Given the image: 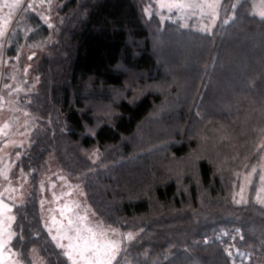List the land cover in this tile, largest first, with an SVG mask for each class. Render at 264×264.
I'll use <instances>...</instances> for the list:
<instances>
[{"label":"trees","instance_id":"trees-1","mask_svg":"<svg viewBox=\"0 0 264 264\" xmlns=\"http://www.w3.org/2000/svg\"><path fill=\"white\" fill-rule=\"evenodd\" d=\"M151 1L58 0L49 23L29 6L20 20L28 40L20 30L11 33V61L24 43H35L40 54L32 73L21 76L19 97L34 130L12 171L31 184L25 201L13 204L11 248L21 264H73L42 207L62 173L81 175L87 204L103 225L134 235L112 264H233L226 238L235 234L251 255L248 264H264V208L234 203L229 182L259 159L264 140V16L256 0H222L212 30L186 28L147 17ZM168 38L194 48L185 63L197 62L190 78L185 70L171 72L174 82L165 77L152 52ZM132 74L141 78L129 85ZM230 75L242 89L223 98L224 111H232L226 119L209 108L215 91L234 84ZM164 82L171 89L144 90ZM113 106L114 117H106ZM150 118L154 126L142 130ZM96 150L101 156L93 162Z\"/></svg>","mask_w":264,"mask_h":264},{"label":"rangeland","instance_id":"rangeland-1","mask_svg":"<svg viewBox=\"0 0 264 264\" xmlns=\"http://www.w3.org/2000/svg\"><path fill=\"white\" fill-rule=\"evenodd\" d=\"M49 1L50 3L38 7L34 0H0V161L4 163L7 161L5 164L7 170L0 171V258L5 264H21L18 260L19 256L17 258L15 251L9 248L15 235L13 204L25 201L31 184L30 179L22 176L21 172L13 174L12 171L19 158L17 152H22L27 148L34 130L33 115L31 111L25 110L26 107L24 108L21 104L19 97L21 96L20 90L23 91L21 85L25 83L21 80V76L32 73L40 57L39 50L33 42L24 43L16 50V61H11L7 57V52L12 32L20 30L19 32L25 33V40H28L31 34L25 30L27 26L20 22L28 8L31 7V12L41 14L46 23L50 22L48 11L50 8L58 7L59 2L58 0ZM221 3L222 0H152L145 13L149 18L159 16L162 21L179 20L186 28L193 26L197 29L212 30L218 21ZM174 4H181L183 7H170ZM254 9L259 16L263 17L264 0H256ZM246 42L247 40H242L241 45H245ZM192 49L194 48L190 43L179 44L168 38L164 42H159L153 48L152 53L159 58V64L163 66L165 77L171 78L174 82L171 75L173 70L179 73L185 70L184 73H189L187 74L189 78L195 74L197 62L193 67L185 68L186 61L193 55ZM221 69V71H225L224 64L221 65ZM237 72L241 71L238 69ZM135 77L141 78L136 74L130 75L129 85L137 81L134 79ZM229 79L234 84H224L220 92L215 91L216 95H219L218 101L209 108L210 114L223 110L226 119L230 117L232 111H224L229 108V104L223 98L229 99L234 90L242 89L239 84H236V78L233 75H230ZM153 86H145V92L160 87L163 90L171 89L173 85L164 82L157 87ZM215 86L213 84V88ZM127 89L133 92L132 88L128 87ZM127 92L120 93L116 104L125 98ZM130 98L132 99V96ZM29 103L26 102V105H30ZM112 108L108 110L112 115L107 113L106 117H114L116 110L114 106ZM168 112L166 114H171V111ZM152 124L154 126V119L150 118L141 128L142 130L147 129ZM161 130L160 128L153 129L154 133L165 132ZM141 136H143L142 131L135 137L138 139ZM258 148L261 150L259 159L255 163L233 172L232 175L230 174L229 182L232 186L231 194L234 203L246 205L253 202L264 208V140ZM100 156V152L96 150L94 157L91 156L93 159L91 161H99ZM58 178L60 179L57 188L47 187L44 194L45 202H42L44 218L53 239H56L57 243L64 248L73 264H89L90 259L92 264H95L92 253L84 252L83 256L81 255L85 248V240L90 242L93 236L104 243L115 241L117 247L114 250H109V255L117 257L123 246L134 239V235L131 232H123L116 227L101 223L84 197L80 181L81 175L68 177L62 173ZM75 179L79 181H75ZM50 182L52 183V179ZM130 235L131 238H129ZM235 235L238 237L237 234ZM236 236L229 235L226 238L228 255L234 264H248L246 260L250 259L251 255L242 248ZM101 257L107 259V257H103V254ZM113 260H111V264Z\"/></svg>","mask_w":264,"mask_h":264},{"label":"snow or ice","instance_id":"snow-or-ice-1","mask_svg":"<svg viewBox=\"0 0 264 264\" xmlns=\"http://www.w3.org/2000/svg\"><path fill=\"white\" fill-rule=\"evenodd\" d=\"M170 7H183V5L174 4L170 5ZM262 15H264V13H262ZM129 238H131V235ZM116 247L117 244L115 241L104 243L93 236L90 242L87 239L85 240V248L81 255L83 256L84 252H89L92 253V257L95 259V264H111V260L115 257L109 255V250H114ZM101 254H103V257H107V259H103ZM89 264H92L91 259L89 260Z\"/></svg>","mask_w":264,"mask_h":264},{"label":"crops","instance_id":"crops-1","mask_svg":"<svg viewBox=\"0 0 264 264\" xmlns=\"http://www.w3.org/2000/svg\"><path fill=\"white\" fill-rule=\"evenodd\" d=\"M1 150V149H0ZM3 154V153H2ZM4 155V154H3ZM1 156V155H0ZM2 159V158H1ZM7 163V161L4 163L2 161H0V171L1 170H7V166L5 167V164ZM14 231V230H13ZM14 237V236H13ZM9 248H11V246H9Z\"/></svg>","mask_w":264,"mask_h":264},{"label":"built area","instance_id":"built-area-1","mask_svg":"<svg viewBox=\"0 0 264 264\" xmlns=\"http://www.w3.org/2000/svg\"><path fill=\"white\" fill-rule=\"evenodd\" d=\"M34 1L39 2V3H41V4H44V3H46L48 0H34ZM0 264H4V263L1 261V259H0Z\"/></svg>","mask_w":264,"mask_h":264}]
</instances>
